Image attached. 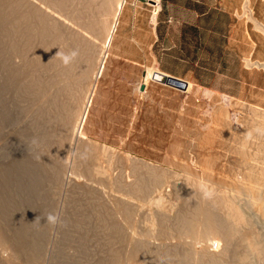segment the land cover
I'll list each match as a JSON object with an SVG mask.
<instances>
[{
	"label": "rangeland",
	"instance_id": "obj_1",
	"mask_svg": "<svg viewBox=\"0 0 264 264\" xmlns=\"http://www.w3.org/2000/svg\"><path fill=\"white\" fill-rule=\"evenodd\" d=\"M205 1L208 2V7L215 9L213 17L215 15L218 19L219 11H221L222 23L221 25L217 23L216 32H209L210 24H207V38L205 43L203 42L205 48L201 49L200 56L189 57L193 60L200 59L199 66L168 57L169 66L176 70L186 71L190 68L189 66L196 67L199 84L187 80V89H181L155 80L152 78L153 72L159 69L147 66V72L136 71L129 62L113 55L111 44V52L98 78L90 104L82 140L81 137L79 140L71 139L70 143L65 135H57L52 140L47 138L52 143L49 148V144L44 140L45 145L39 143L34 149L31 145L22 146L21 144L10 149V143H8L9 145H5L0 150V253L8 259L12 256L7 261L1 258L0 254V264H5V261L6 264H23L24 262L25 264H124L125 260L128 261L124 254L132 246L128 241L136 235L149 241L152 239L158 243L166 242L164 244H167L165 247L169 246L168 250L172 246L169 250L171 256H174L172 252L175 249V256L179 259L182 257L181 254L177 255L178 252L181 253L179 249L184 245V241L192 238L187 234L180 235L186 240L180 238L175 229L174 219L183 205H188L186 195L179 193V186L186 185L200 189L199 192L197 191L198 195L203 196L214 197L217 194H226L233 198L234 193L239 195L240 190L241 196L249 195L247 172L253 163H264V0H251L253 17L249 15L246 0ZM62 9L63 19H68L65 17L67 14L65 9ZM60 15L55 14L56 18ZM61 17L58 19L62 21ZM54 34L57 32L55 31ZM56 36L49 35L46 38L47 40L51 38L49 40L51 43L45 42V46L48 45L46 49L54 46L52 41ZM11 55L9 51L0 55L3 58L0 60V119L2 118L6 126L12 124L14 115L15 117L20 115L25 120L24 109L32 112L34 104L35 108L43 104L45 97L42 95L46 96L44 93H47L44 80H47L48 75L53 71L55 77L59 72L62 73L61 70L64 71L63 75L66 73L63 77L68 74L64 82L68 85L70 83V89L78 91L75 95L72 94L74 97L83 95L81 82L75 76L80 67L77 58H73L72 65L64 69L66 66L62 67V62L56 59L51 61L52 57L47 54L51 62L45 56L46 58L40 59L41 62L44 60L42 62V64L45 62L44 66L31 65V68H28L29 71H34L30 72L33 83H30L27 88L20 86L17 77L10 81L13 75H18L21 66L25 64H17L14 59H11ZM248 57L254 64H249ZM1 63L3 65L7 63L10 67L6 65L5 69V65ZM54 63H58L57 66L60 69L56 68ZM75 64H77L76 67H73ZM54 69L59 70V72L56 70L57 75ZM38 70H40L39 73ZM68 72L75 77H71ZM60 73L59 76H62ZM128 73L135 78H126ZM70 78L74 81H70ZM41 80L44 81V85ZM38 81L41 82L38 83ZM142 82H147L145 90L140 88ZM35 83L40 85L37 86ZM76 83L80 87L75 86ZM70 95L64 97L68 100L66 108ZM4 109L6 113L8 112L7 114ZM20 110H23L24 115ZM60 112L61 115L65 113L64 107ZM19 118L23 128L26 120ZM2 121L0 123L3 128ZM3 133L2 140L6 137ZM14 148L18 150L15 151ZM51 148L52 153L57 155H51ZM90 149L92 151H89ZM21 150L27 155V164L30 161L27 165V173L17 171V162L13 163L12 155L22 152ZM134 163L141 171L138 174L134 172ZM30 166L36 171H33ZM154 171L162 173L159 177L162 182L151 177ZM17 172L16 179L14 175ZM1 174L7 178H2ZM30 175L32 179H29ZM36 175L38 178L35 180ZM136 178L144 184L146 182V188L142 193L129 189V186L133 187L136 183ZM72 180L75 182L72 183ZM27 183L29 186L26 187ZM45 193L49 194L45 195ZM124 197H129L134 204L132 216L126 217L122 209ZM250 211L253 214L252 207ZM49 214L57 217L55 223L48 220ZM163 217L166 220L164 225L161 223ZM177 238L180 239L177 240ZM217 239L216 236L208 239L212 244L215 242L212 245L214 248L218 246ZM171 240H175V244ZM199 244L200 241L196 246L199 247ZM11 245L13 251L9 248ZM126 246H128L127 249H125ZM87 248L90 250L87 251ZM31 255L35 256L32 258ZM176 258L161 260L171 261ZM126 261L125 264L129 262Z\"/></svg>",
	"mask_w": 264,
	"mask_h": 264
},
{
	"label": "bare ground",
	"instance_id": "obj_2",
	"mask_svg": "<svg viewBox=\"0 0 264 264\" xmlns=\"http://www.w3.org/2000/svg\"><path fill=\"white\" fill-rule=\"evenodd\" d=\"M126 1L127 0H39V1L38 0H0V55L4 54V52L8 53V51H9L12 54L11 59H14L17 64L25 63L24 66H21L20 72L18 71L19 72L18 75H16V76L13 75L12 78H10V81H11V79L13 80L14 77H17V79H18L17 81H19L20 86L27 87L28 85H30V83L31 84L33 83L32 82L33 78L31 77L30 72H32L34 70H32V71L28 70L29 67L31 68V65H37V66L41 67L45 62L42 64V62L44 60L41 62L40 59L42 57H45V56L47 57L49 54L52 57L51 59H53L51 61H54L56 59V60L62 62L61 56L56 54L58 51L61 54H71L72 52H75L76 55L74 56V59L77 58V60L80 62V67L78 68V71H77V73L79 72V74L75 73V76H76V78H79V82H81L80 84L82 85L81 89L83 90L81 92V94H83V95L80 94L81 96L78 98L74 97L73 95H75L76 92L78 93V91L70 89V87H69L70 83L68 85L66 82H64L65 81L64 78L67 77L68 74L65 77H63L66 74V73L64 75L62 74L64 72L63 70H61L62 73H60L58 69H54L55 72H56V70H58L57 72H59L60 75L62 74V76H59V73L57 75V72H56L57 76L55 77V73L53 71L52 73L50 72L51 74L49 73L50 75H48L47 80H44V81H46L45 85H44V81L41 80L43 82L42 85H44L46 87L45 90L47 92V93H44L46 96L42 95L43 97H45L44 102L39 108H35L36 106L34 104L33 108H32L33 109L32 112H31V110L29 112L28 111L29 109L28 110L24 109V111H25L24 114L26 116L25 117L26 122H25L23 128L21 126V123L19 122L20 121L19 117H21L22 120H24V119L20 115L19 116L17 115V117H15V115H14V117H12V124H9L8 126H6L4 124V122L1 120L2 118L0 119L3 122L2 123L3 128H2V125L0 123V134H1L0 150L3 147H5V145H7L8 143H10V147H9L10 149H11V147H16L17 145L19 146V144H21L22 146L31 145L34 149V147L36 145H38L39 143L44 144V142H43L44 140L47 141V143L49 144V146H48V148H49L50 145H52V143H51V141H48L47 138L48 139L51 138V140H52L54 138V136H57V135L58 136L59 135H65L66 138H68V141L70 143H71V139H73V141H74V139L79 140V138L81 137V140H82V135L84 134V131H83L84 124H85V121L87 118V114H88V111L90 108L91 101L93 99V96H94V93H95V90L97 87V81H98V78L100 77V75L102 74V72L104 70L105 61L107 59V56L111 52L110 47H111V44L113 43V39L115 37L117 26H118V23L120 20V15L122 13V10L125 6ZM246 3H247L248 8H249L248 9L249 15L253 17L254 10L250 5L251 0H246ZM61 7L64 8L65 10L62 9ZM60 8L64 11H66L67 14L65 15V17L70 19V20L65 19V18L63 19L64 14L61 12ZM68 8H69V10H67ZM47 10H49V11H47ZM51 10H52V12H51ZM55 12L58 13V15L61 14L58 17L62 16L61 17L62 21L60 19H58V17L56 18ZM63 20H66L67 22H65ZM53 31L54 32L56 31L57 34H54ZM53 34L55 36L56 35L57 36L53 39L54 41L51 40L52 45L54 44V46L51 47V45H50V47H51L50 48L51 51H50L49 47H48V49H46V47L48 45L45 46V42L47 44V42L51 38L49 40H47L46 38L49 35H51V37H53L54 36ZM45 39L47 41H45ZM35 43L37 44L36 46H35ZM49 43H51V42L49 41ZM53 47H55V48H53ZM1 58L2 57H0V60H3V58L2 59ZM4 58H5V56H4ZM7 58H10V57H7ZM45 58H43V59H45ZM47 58L50 61V57H47ZM73 60H72V62H73ZM247 60H248L249 64H254V62L252 61V59L250 57H248ZM2 62L4 63L5 61H2ZM72 62H70L67 65H65L62 62L63 63L62 67L66 66V68L64 67V69H67V67L72 65L71 64ZM74 62H76V61H74ZM3 63H1V64L3 65ZM55 63H54V65H56V68H59L57 66L58 63L57 64H55ZM77 64L73 65V67L74 66L76 67ZM6 65L9 66V64H7V63H6ZM6 65L4 67L5 69H6ZM11 66H14V65H11ZM59 66H60V64H59ZM40 67H39V69H42ZM7 69H10V68H7ZM43 69H44V67H43ZM68 71H70V70H68ZM39 72H40V70H38V73ZM68 73H70V72H68ZM70 74H71V77L74 76L72 73H70ZM45 76H44V78H45ZM53 80H54V82H53ZM56 80H58V82ZM72 80H73V78L70 81H72ZM35 81H37V79H35ZM41 81H38V83ZM67 81H69V80H67ZM77 83H78V81H77ZM145 83H147V82H145ZM35 84L37 86L40 85L37 83H35ZM36 85H35V87H36ZM20 86H19V88H20ZM75 86H78V84ZM78 87H80V85ZM38 89H37V91H39ZM40 90H41V88H40ZM147 90H148V88H147ZM29 91H30V89H29ZM41 93L42 92L40 91V94ZM21 94H23V93H21ZM68 94H71L70 97H72V98L68 97V99L70 101L68 102V106L66 108L65 105H67L68 100H66V98H64V97L65 96L67 97ZM73 97H74V99H73ZM22 99H25V98H22ZM25 103L27 104V102H25ZM29 106H32V105H29ZM16 107L18 108V106H16ZM62 107H64L65 113L61 115L60 111H61ZM23 108H25V106H23ZM22 111H21V114L24 115ZM62 111L64 112V110H62ZM5 113H6V110H5ZM9 113H12V112H9ZM60 117H63V118H60ZM17 121H18V123H16ZM27 129H29V130L27 131ZM3 131H4V133H3ZM2 133L6 135L4 140H2L3 139ZM61 139H59V140L62 143L63 139L62 140ZM64 140H65V138H64ZM74 143H76V142H74ZM63 144H65V143H63ZM66 145H67V143H66ZM22 146H21V148H22ZM31 146H30V148H31ZM46 146H47V144H46ZM58 146H59V144H58ZM79 146H81V145H79ZM71 147H73V145ZM14 150H15V148H14ZM16 150H18V149H16ZM56 150H55V152L58 151V150L57 151ZM10 151H12V150H10ZM52 151H53V149L51 148V155L52 154L57 155V154L52 153ZM89 151H92V149H90ZM253 152H255V151H253ZM11 153H13V151ZM36 153H37V151H36ZM74 153H76V151ZM87 153H89V152H87ZM36 155L38 156V154H36ZM246 155H248V152ZM255 155H257V153H255ZM12 156H13V163L16 164V162H17L16 165H18V168H17L18 170L17 169L16 170L19 172L27 173V165H29V163H30V161H29V163L27 164V161H28L27 155L25 153H23V151H22V152H16ZM30 157H32V156H30ZM56 158H58V157H56ZM246 158H248V156H246ZM37 159H40V158L37 157ZM114 160H115V158H114ZM40 161H43V160L40 159ZM45 161H48V160H45ZM49 161H51V160L49 159ZM56 161H55V163H56ZM10 162H11V160H10ZM53 163H54V161H53ZM53 163H51V164L53 165ZM32 165H33V163H32ZM45 165H47V164H45ZM30 167L32 168V166H30ZM8 168H9V164H8ZM50 168H51V166H50ZM133 168H134L135 174L136 173L138 174L139 172H141L137 169L136 163L133 164ZM138 168H140V167H138ZM42 169H43V167H42ZM5 170H6V168H5ZM12 170H11V174H12ZM34 170L35 169H33V171ZM151 173L153 174V171ZM157 173L159 174V172L154 171V175L153 176L151 175V177L156 179V181H158V182H160V181L162 182V179L159 178V177H161L162 173L159 175ZM247 173H248V177H247L248 181L247 182L249 184L248 185L249 186L248 187L249 188V195L246 197L241 196V194H242L241 190L238 191L239 195H236L237 193L235 192L236 194L234 193V196L232 195L233 198L226 196L225 193H224L225 195L217 194L216 196L211 197V196H206V195L203 196L200 194L198 195V192H199L198 190H200V189H197L194 187H187L186 185L185 186H182V185L179 186V188H178L179 193L186 195V197L188 199V205H186V204H185V206L183 205L181 211L179 210V212H178L179 214H177V216H176L177 219L175 218L176 220L174 219L175 222L174 221L173 222L175 223V229L177 230V233H179V237H180V235H184V234L192 236V238L189 240H186L185 237L184 238L180 237V238H183L184 240H186V241H184L185 243L182 246V248L179 249V251L181 250L180 251L181 253H179V252L177 253V255L181 254L180 256H182V257L179 256L180 257V258L178 257L179 259L176 258V256H175L176 253L174 251L175 249L172 252V253H174V256H171V253L169 250L172 246L169 248V250H168L169 246L168 247L166 246L167 247V249H166L165 245H167V244H164L166 242L163 243V241L162 242L160 241L161 243L160 242L158 243L152 239L150 240L152 242H150L149 240L145 239L144 237H136L137 236L136 235V236H134L135 238L133 237L131 240L128 241V243L129 244L131 243L130 245H132V246H130L129 248H128V246H126V248H125V249H127V248L128 249H127V251L125 250L126 255L124 254V256H126L125 258H127V260L129 262L126 260L125 261L128 262L129 264H264V163L263 164L253 163V165L250 166V170ZM6 174H8V172ZM30 174H31V171H30ZM1 175H3V174H1ZM17 175H18V172L14 176L16 177ZM38 175H40V174H38ZM57 175H59V173ZM14 176H12V177H14ZM30 176H31V178H29V179H32V175H30ZM3 177H4V175L2 176V178ZM48 177H50V176H48ZM162 177H163V175H162ZM35 178H38V176L34 177V179ZM16 179H17V177H16ZM24 179H25V177H24ZM34 179L32 181H34ZM61 179H63V178H61ZM151 180H152V178H151ZM10 181H11V179H10ZM73 181L74 180H72L71 182L73 183ZM113 181L116 183L115 180H113ZM153 181L155 182V180H153ZM12 182H13V180H12ZM20 183H22V182L20 181ZM46 183H47V181H46ZM76 183H74V184H76ZM27 186H29V184L26 185V187ZM240 186H242V185H240ZM127 187H128V185H127ZM129 187H130L129 189L131 191H134V192L139 191V193H142V192H144V190L146 188V182L144 184L143 181H140L137 179V181L133 185V187H131V186H129ZM239 189H241V188H239ZM88 190H90V189H88ZM246 190L248 191V189H246ZM48 194L45 193V195H48ZM5 197H6V195H5ZM141 197H142V195H141ZM238 199H240V200H238ZM68 200H70V199H68ZM77 202H79V201H77ZM122 202H123V208L122 209H124V213L126 214V217H129V215L132 216V213L134 212V204H133L132 200L129 197L128 198L124 197L122 199ZM5 203H7V202H5ZM34 206H35V204H34ZM251 207L253 208V214L250 211ZM1 208H2V206H1ZM84 211H86V210L84 209ZM92 214H94V213H92ZM96 214H98V213H96ZM87 217L86 218L84 217V218L87 219ZM125 221H126V219H125ZM164 221H166V220H164V217H163L162 222H161L163 225H164ZM1 222H2V220H1ZM98 222H100V221H98ZM88 223H90V222H88ZM126 224H127V221H126ZM116 225H117V223H116ZM116 225L114 224V226H116ZM105 226H107V225H105ZM162 227H164V226H162ZM43 228H45V227H43ZM64 228H66V227H64ZM75 230H74V232H75ZM2 233H3V231H2ZM106 234H107V232H106ZM66 235H68V234H66ZM31 236H33V235H31ZM69 236L75 237L74 235H69ZM81 236H83V235H81ZM122 236H123V234H122ZM164 236H166V235H164ZM215 236L218 237V239H217L218 246L215 245L216 248H214L212 246L213 244H215V242L213 244L209 242V240L213 237L215 238ZM5 237H7V236H5ZM179 239L177 238V240H179ZM194 239L197 243H195ZM2 240H4V239H2ZM89 240H91V239H89ZM124 240H125V237H124ZM111 241H113V240H111ZM153 241H155V242H153ZM174 241H172V243ZM198 241H200V244H201V245L199 244V247L196 246V244H198ZM113 242H115V241H113ZM175 242L173 244H175ZM211 242H213V241H211ZM149 243H151V244H149ZM194 243H195V246H194ZM219 244H221L220 247H219ZM12 245L9 247L10 249H12L11 248ZM170 245H172V244H170ZM176 245H178V244H176ZM86 247H88V246H86ZM176 247H178V246H176ZM179 248H180V246H179ZM176 249H178V248H176ZM86 250L88 251L90 249L87 248ZM12 251H13V249H12ZM16 252H17V249H16ZM17 253H19V252H17ZM0 254H1V258H4L7 261L12 257L11 256L8 259V258H5L2 255V253H0ZM12 254H14V253H12ZM14 256H17V255H14ZM24 256H26V255H24ZM32 256L33 255H31V257ZM169 256H171V257H169ZM173 257L176 258V260L175 259L174 260L171 259V261L170 260H166V261L161 260L162 258L166 259V258H173ZM35 259H36V257H35ZM20 260H21V257H20ZM17 261H18V259H17ZM125 261L123 262L124 264H125ZM12 262H14V261H12ZM107 263H109V262H107ZM5 264H6V261H5ZM7 264H9V263H7ZM23 264H25V262Z\"/></svg>",
	"mask_w": 264,
	"mask_h": 264
},
{
	"label": "crops",
	"instance_id": "obj_3",
	"mask_svg": "<svg viewBox=\"0 0 264 264\" xmlns=\"http://www.w3.org/2000/svg\"><path fill=\"white\" fill-rule=\"evenodd\" d=\"M207 3L205 0H127L112 43L113 55L129 62L138 72H147V66H153L199 84L196 67L176 70L169 66L168 57L199 66L200 59L189 57L200 56L205 48L207 24H210L209 32H216L217 23H222L221 11L218 19L213 17L216 11ZM126 78L135 76L128 73Z\"/></svg>",
	"mask_w": 264,
	"mask_h": 264
},
{
	"label": "water",
	"instance_id": "obj_4",
	"mask_svg": "<svg viewBox=\"0 0 264 264\" xmlns=\"http://www.w3.org/2000/svg\"><path fill=\"white\" fill-rule=\"evenodd\" d=\"M152 78L155 80L164 82V83L174 85L181 89H187L188 87V81L186 79L168 74L162 70H155L153 72ZM146 86H147V83L142 82L140 86L141 90H145Z\"/></svg>",
	"mask_w": 264,
	"mask_h": 264
},
{
	"label": "clouds",
	"instance_id": "obj_5",
	"mask_svg": "<svg viewBox=\"0 0 264 264\" xmlns=\"http://www.w3.org/2000/svg\"><path fill=\"white\" fill-rule=\"evenodd\" d=\"M57 55L61 56L62 62L67 65L71 62V60L74 58L76 55L75 52H72L71 54H61L59 51L56 53ZM48 220L52 223H55L57 220V217L54 215L49 214Z\"/></svg>",
	"mask_w": 264,
	"mask_h": 264
}]
</instances>
